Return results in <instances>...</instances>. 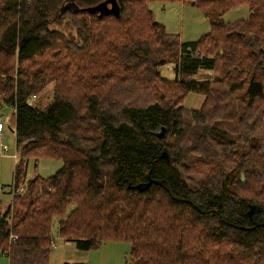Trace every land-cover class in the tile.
<instances>
[{
    "label": "trees",
    "instance_id": "16d2710c",
    "mask_svg": "<svg viewBox=\"0 0 264 264\" xmlns=\"http://www.w3.org/2000/svg\"><path fill=\"white\" fill-rule=\"evenodd\" d=\"M152 1L173 0H0V111L13 109L18 150L0 209L8 264H47L55 220L77 250L127 243L126 264H264V0H196L209 31L188 42ZM239 6L247 18L224 22ZM63 21L73 38L51 27ZM30 158L62 165L26 179Z\"/></svg>",
    "mask_w": 264,
    "mask_h": 264
},
{
    "label": "rangeland",
    "instance_id": "374dc122",
    "mask_svg": "<svg viewBox=\"0 0 264 264\" xmlns=\"http://www.w3.org/2000/svg\"><path fill=\"white\" fill-rule=\"evenodd\" d=\"M149 7L153 12V17L158 23H162L167 32H179L181 17H183V33L187 37L186 39H197L201 35L207 33L209 26L207 21L202 18V14L197 10L196 7L191 6L189 3H185V9L182 13L180 7L182 2L178 0L175 1H152L149 2ZM248 16V11L245 6L236 7L228 11L223 16L224 22H233L239 19H245ZM51 27L62 31L67 37L73 38L74 33L72 28L66 21L62 23H55ZM178 35V33H177ZM161 76L166 79H174L175 71L173 65H166L160 68ZM212 74L209 71H199L197 75L194 76L195 80H201L206 78H211ZM53 84H49L45 91L38 95L37 99L33 101V105L37 107L45 106L50 100L52 95ZM203 98L201 95L194 93H189L183 101V106L188 109H198L201 105ZM0 116L2 117V123L4 129L2 132V137L0 138V209H4L9 203H11V193L10 188L13 186V173L14 165L16 164V159L12 157L13 154L18 156V150H16V143L14 138L13 130V109L8 106H4L0 111ZM6 146L7 150H3ZM62 163L59 160L53 159H33L30 158L26 166V179H32L36 176L49 177L53 175L60 167ZM56 223L54 221V228L52 230L53 240L59 248L55 250L51 248V254L49 262L47 264H58L61 261L59 255L65 253V256H70L73 252H83L77 250L73 245L66 247L63 241L57 236ZM120 246L125 247L130 250V246L127 243H121ZM61 247V248H60ZM129 251L123 255L122 263H125V258L128 256ZM6 264L7 260L0 255V264Z\"/></svg>",
    "mask_w": 264,
    "mask_h": 264
},
{
    "label": "crops",
    "instance_id": "0c3cea01",
    "mask_svg": "<svg viewBox=\"0 0 264 264\" xmlns=\"http://www.w3.org/2000/svg\"><path fill=\"white\" fill-rule=\"evenodd\" d=\"M173 1H175V0H173ZM178 1L182 2V5L180 7L182 13H183V11L185 9V3H189V4H191V6L195 7L192 3H194L196 0H178ZM202 18L205 19L207 21V23H209L207 18H205L204 16H202ZM182 21H183V17H181L179 32L173 31V32H170V33H174V34L178 33V36H179V39H180L181 42H188V41L196 40V39H191V40L186 39L187 37H185L186 35L183 33ZM208 26H209V24H208ZM9 204L7 206H5V209H6V207L9 206ZM61 240L64 243L63 245L66 246V247H70L71 245H73V243L71 241H67V240H64V239H61ZM52 242L54 244V248H52V247L51 248L55 249V250H59V248L55 244V241L53 240V238H52ZM121 243L122 242H106V243H103V244L99 245L95 249H92V250H89V251L73 252V254H71L70 256H65V253H64L65 251H64L62 253V255H59L60 258H61V261L58 264L79 263V262H83V263H86V264H123L122 263V260H123L122 257L127 251H129V249L120 246ZM1 257L6 259L7 260L6 264H8V257L5 256V255H1Z\"/></svg>",
    "mask_w": 264,
    "mask_h": 264
},
{
    "label": "water",
    "instance_id": "95a60500",
    "mask_svg": "<svg viewBox=\"0 0 264 264\" xmlns=\"http://www.w3.org/2000/svg\"><path fill=\"white\" fill-rule=\"evenodd\" d=\"M61 9L62 10L63 9H70V10H72L74 12H77V13H83V12H86V11L92 12V11H97V10L104 11V9L101 6H97V7H93V8H81V7L77 6L74 3H68L67 5L62 7ZM152 134L157 139H163L165 134H166V128L165 127H161L159 131L153 132ZM161 157L165 158L166 160H168V156H167V154L165 152H163L161 154ZM153 183L154 182L148 177V181L146 183L137 184V185H134V186H128V188L131 189V190H138L139 192H142V191L147 190ZM157 183L162 184L167 189L169 194L172 196V192H171V190L169 189V187L167 186V184L165 182H157ZM255 211H258V208L255 205H250L249 206V210H248V215H249L250 218L252 217V215H253V213Z\"/></svg>",
    "mask_w": 264,
    "mask_h": 264
},
{
    "label": "built area",
    "instance_id": "2783aa9c",
    "mask_svg": "<svg viewBox=\"0 0 264 264\" xmlns=\"http://www.w3.org/2000/svg\"><path fill=\"white\" fill-rule=\"evenodd\" d=\"M3 129H4V125H3V123H2V117L0 116V138L2 137ZM3 150H7V147L4 146V147H3ZM15 151H16V150H15ZM12 157L15 158V159H17L16 154H13ZM14 192H15V189H14V187L12 186V187L10 188L11 196L14 194ZM17 192L21 193V192H22V188H21V187L18 188V189H17ZM14 239H15V238H11V240H14ZM50 245H51L52 248H54V244H53V242H51Z\"/></svg>",
    "mask_w": 264,
    "mask_h": 264
}]
</instances>
